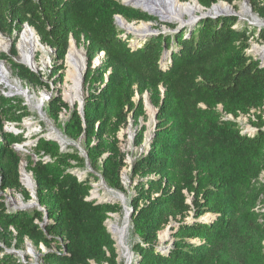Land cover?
<instances>
[{
    "label": "trees",
    "instance_id": "trees-1",
    "mask_svg": "<svg viewBox=\"0 0 264 264\" xmlns=\"http://www.w3.org/2000/svg\"><path fill=\"white\" fill-rule=\"evenodd\" d=\"M219 1L236 0H199L206 8ZM249 1L264 20V0ZM117 15L129 22L159 21L121 0H0V33L16 41L26 23L34 27L54 51V75L64 69L72 38L84 40L89 58L83 114L77 105L60 123L68 104L55 98L47 107L69 138H85L86 156L39 137L28 169L48 220L42 225L45 212L37 207L9 210L1 197L0 264H28L7 250L23 248L27 238L37 246L57 245L58 251L44 256L49 264H126L106 225L109 213L121 207L87 196L98 172L111 189L124 191L127 154L118 134L130 117L138 121L145 115L147 92L159 109L158 124L148 152L131 166L133 175L145 178L129 198L138 255L131 264H264V59L248 53L252 39L264 41V27L220 15L179 32L137 37L134 45L136 35L120 28ZM99 53L102 62L92 68ZM13 65L24 79L43 83L45 74ZM252 110L255 133L243 131L237 120ZM31 115L22 98L0 96L1 191L22 186V157L14 145L25 140L4 132V121ZM143 142L141 134L136 144ZM77 168L86 171L85 178L73 172ZM24 197L31 198L26 191ZM173 222V240L160 247L159 233Z\"/></svg>",
    "mask_w": 264,
    "mask_h": 264
},
{
    "label": "rangeland",
    "instance_id": "rangeland-1",
    "mask_svg": "<svg viewBox=\"0 0 264 264\" xmlns=\"http://www.w3.org/2000/svg\"><path fill=\"white\" fill-rule=\"evenodd\" d=\"M227 4L231 5L234 12L237 14V16L240 18V22L247 21L249 24H251V27H264V20L260 18L252 9L251 4H245L244 0H236L233 4H230L227 2ZM251 7V11L249 8ZM205 11V9H204ZM233 12L230 9L223 11V13H230ZM250 12V13H249ZM202 12H196L194 16H190L187 14L185 16L184 21L189 20V17H195L200 15ZM251 14V15H250ZM256 17H254V16ZM182 19H176L173 21H163L160 20L158 22H152L151 26L149 27L151 32L154 35V30H157V33H172L169 29H171L166 23H174L176 25L179 24L178 21H181ZM135 24H141L140 22L134 21ZM243 23L237 24V26L241 27ZM25 27V26H24ZM24 27L22 31L24 30ZM185 27V26H184ZM120 28L124 29L122 26ZM125 30V29H124ZM21 31V33H22ZM35 32V31H34ZM21 33L18 35L17 40L15 41V37L4 35L0 33V37L6 39L11 43L8 50H2L0 51V61H4L6 63V66L9 71V78L10 83L15 84L16 81L21 82V85L24 89H27L32 95L33 102L30 103V101L27 99L25 95H22L15 91V89L12 88L11 85L6 84L0 80V96L4 95L9 98H22L24 100V103L29 107L30 111L32 112L31 116L24 117L22 120H5L4 121V132L13 133L14 135L23 134L25 137V140L18 144H23L24 142L29 143L28 146H25V148L28 150L26 153H20L22 160L21 162L26 163V168L28 172H32L28 169V166L30 165L29 157L35 158L34 155V148L36 146V143L39 139V137L43 136L49 139L56 140L60 143L61 148L66 151L68 148L75 147L77 148L83 156H86V151L84 148V142L85 138H80L79 140H72L69 138L63 128L59 126V122L62 123L63 121H66L69 117V113L71 109H74L75 106L82 105L80 103L72 104L70 102H66L64 100V86L66 83V74H67V63L66 60L64 62V69L60 72L54 75L52 71H54V64H53V57H54V51L52 48H50L48 45H45V50H41L37 53V63L38 66L33 69L35 72H41L43 75V83L42 84H36L34 82H31L27 79H24L19 71L14 67L13 63L19 62L20 60V50H19V39L21 36ZM35 34L40 37L37 32ZM130 34V33H129ZM142 34V33H141ZM139 33V35H141ZM159 34V35H160ZM134 35V34H131ZM259 34H257L258 37ZM142 36V35H141ZM144 37H141L138 39H142ZM41 39V38H40ZM77 43L79 49H82L85 53L86 57V73L84 78V102L83 107L85 104V97L88 94V88H89V81L86 80L88 69H89V58H88V52L85 49L84 46V40L81 42H78L75 38H72ZM15 42V45H14ZM71 42V40H70ZM132 44H138L137 43V36H134L133 39H131ZM255 47H264V41L258 37V40L252 39L251 41V47L248 49V53L255 56L256 58H259V54H256L253 49ZM13 49H15V52H13ZM4 53L6 55H9L10 58H2L1 54ZM263 54V53H262ZM104 54L99 53L96 54L93 62H92V68H97L99 64L102 62ZM23 64V63H21ZM29 67V66H28ZM44 98V101H42L41 107L37 106L38 101L42 100L41 98ZM59 99L65 103L68 104V109H64L61 113L59 122L54 120L48 115L47 107L48 104L52 101V99ZM139 97L136 96L134 99L137 100ZM151 99V98H150ZM145 103V102H144ZM220 109L222 110V106H220ZM228 117L233 118L231 114L228 115ZM240 123V126L243 128V131L255 133L257 131V127L253 124V121H256V118L254 116V110H252L250 113L247 114H240L238 119ZM54 133H53V132ZM53 134H52V133ZM143 134L144 136V142L140 145L136 144L137 138ZM153 134H154V120H153V111H150L147 106H145V115L142 116L138 121H135L133 117H130L129 124L127 127L123 128L119 134V145L123 152L127 154L126 162L127 165L123 168L121 172L122 177V184L124 187V191H119L123 194V197L119 194H117L114 191L110 190V187L107 185L101 174L98 172L97 175L99 176L98 180L93 181V191L97 192L99 195V199L96 198V200H106L107 198L113 197L109 203L115 204L117 206H120L121 209L117 212H110V217L106 220V225L108 227L109 232L112 234L113 239L116 242V248L118 251V259L126 261V264H131L132 262H135L137 259V254L134 252L132 246H133V237L131 235V217L130 219V226L128 228V232L125 234V242L124 244L120 245L118 242V239L115 236L114 231L111 227V222L117 224L118 227L123 228L126 224V220L128 219L129 212H133L134 208L132 207L131 202L129 201V198L132 196L137 195V189L142 185L143 180H145L144 177L141 175H133L131 173V166L136 159V157L140 156L142 154V151L149 150L151 146V142L153 141ZM0 139H3L5 137H2L3 135L0 134ZM63 142H62V141ZM94 140L97 141V139L94 137ZM90 165V164H89ZM78 171H85L82 168L75 169V172L78 174ZM93 170L91 168H88V172H92ZM34 180L35 177L32 175ZM261 180H264V172L260 176ZM36 181V180H35ZM22 186L19 189L14 190H6L1 191L0 190V198L4 197L5 202L7 203L9 210H16L17 205H15V202L8 197L11 195H15L16 197L21 194L22 200H24V203H29V201L32 199V195L29 189H27L23 183L21 182ZM29 192L30 199H26L24 197V192ZM2 192V193H1ZM104 196V197H103ZM113 200V201H112ZM38 201V197H37ZM14 203V204H12ZM35 208V206L31 208H27L26 210H31ZM114 215V216H113ZM131 215V214H130ZM113 216V217H112ZM45 217V216H44ZM48 220V215L46 216ZM123 226V227H122ZM176 226V223L173 222L172 225H169L166 229L161 231L159 233V246L160 247H167L173 240V227ZM167 233L165 238H162L161 234ZM16 234V232H15ZM31 241L30 239H26ZM197 241V240H194ZM32 242V241H31ZM33 249L34 253L29 251L28 245L25 241V244L23 248H7L8 252L14 253L17 256H20L22 260L28 264H49L45 261L44 256L50 252V251H58L57 245L55 243H52L50 246L45 245L44 243H41L39 246L35 245L33 242ZM127 246V247H126ZM93 264H99L97 262H93ZM108 264V263H105Z\"/></svg>",
    "mask_w": 264,
    "mask_h": 264
},
{
    "label": "bare ground",
    "instance_id": "bare-ground-1",
    "mask_svg": "<svg viewBox=\"0 0 264 264\" xmlns=\"http://www.w3.org/2000/svg\"><path fill=\"white\" fill-rule=\"evenodd\" d=\"M133 1H140V2L143 1L147 3V0L146 1L145 0H133ZM156 4H157L156 5L157 9L166 11L165 14H162V15H165L163 16V18L171 20V21L176 20V19H182L181 22H184L185 16L187 14H189L190 16H194L196 12L204 11V9H202L196 2L180 3L179 0H171L168 3L166 2L162 3L159 0L158 3ZM225 10H229L228 5L224 3H220L216 5L212 11H217V12L224 11L225 12ZM167 14L168 16H166ZM119 22L122 25V27H124L127 30L135 31L138 34L142 33L141 34L142 36L140 35L141 37H145V36H149L153 34L149 28L150 24L148 23L127 24L124 18L122 17L119 18ZM34 31L35 30H33L32 27L25 26L24 30L21 33L19 42H18L19 44L18 46L20 50V60L23 63L30 66L32 69H35L38 66V63L36 60L37 53L41 50H45L44 43H42L40 37H38ZM10 45L11 43L9 41L2 38V36L0 37V51L8 50ZM253 51L256 54H259L260 56H262L264 54V47H255ZM66 63H67V74H66V83L64 86V94H63L64 100L74 105L75 103H82L83 97H84L83 83H84V78H85L87 62H86L84 51L82 49H79L74 39H71L68 53L66 56ZM9 77H10L9 71L6 66V63L4 61H0V80L6 84L11 85L12 88L15 89L16 92L22 95H25L27 99L30 101V103H32L33 97L32 95H30L29 91L27 89H24L21 85V82L19 81H16L15 84H11ZM44 98L45 97L41 98L42 100L38 101L37 106L41 107V104H42V101H44ZM147 107L150 111H153L150 100L147 104ZM18 148L20 152L22 153L28 152V150L25 148V146L23 147V145H19ZM21 170H22V183L27 189L30 190L33 198L29 201V203H24V200H22L23 198L21 194H19L16 197L15 195L11 193L9 198L13 200L15 202V205H17L18 207L24 206L26 208H31L34 206V203L36 202V192H37L36 184L37 183L35 182L33 176L27 171L25 162H23ZM94 195L99 196L97 192H94ZM111 223H112L111 224L112 230L114 231L119 244L122 245L124 243L122 240L123 235H125L128 232V229L126 230V228L123 226H122L123 228H120L117 226V224L113 222ZM166 235L167 233L161 234L162 238H165ZM28 248L30 252L34 253V249L32 247L28 246Z\"/></svg>",
    "mask_w": 264,
    "mask_h": 264
},
{
    "label": "water",
    "instance_id": "water-1",
    "mask_svg": "<svg viewBox=\"0 0 264 264\" xmlns=\"http://www.w3.org/2000/svg\"><path fill=\"white\" fill-rule=\"evenodd\" d=\"M146 1V0H145ZM158 1L159 0H147V3L146 2H143V1H133V0H121V2L124 4V5H127V6H131V7H134V8H137V9H140V10H143V11H145V12H148L149 14H151V15H154V16H157V17H159V19L160 20H163V21H170V20H168V19H164L163 18V16H165V15H162V14H165V12L166 11H163V10H160V9H157V7H156V3H158ZM171 0H160V2H162V3H168V2H170ZM179 2L180 3H182V1H180L179 0ZM189 2H196V3H198V5L202 8V9H205V11H203L200 15H198V16H195V17H190V16H188L189 17V20H186V21H184V22H181V21H178L179 22V24L177 25V27L175 28V29H173V30H171V29H169L170 31H172V32H179L184 26H191L192 24H194L195 22H197L198 20H200V19H202V18H207V17H218V16H220V15H236L237 16V14L234 12V10H233V8H232V6L231 5H229V4H227V2H225V1H219L218 3H215V4H213L210 8H206L205 6H203L200 2H199V0H190V1H188V2H186V3H189ZM244 2L246 3V4H250V1L249 0H244ZM220 3H224V4H226V5H228V7H229V9L231 10V11H233V12H230V13H223V12H217V11H212L214 8H215V6L216 5H218V4H220ZM249 10L251 11V7L249 8ZM167 11H168V9H167ZM166 16H168V14L166 15ZM120 17H122V18H124L123 16H121V15H117L116 16V22H117V24L119 25V26H122L121 24H120V22H119V18ZM124 20L126 21V23L127 24H135V22H129L126 18H124ZM141 23H148V24H150V26H151V21H141ZM24 26H30L28 23H26ZM149 26V27H150ZM30 27H32V26H30ZM33 28V30H35V32H36V29L34 28V27H32ZM124 28V27H123ZM125 29V28H124ZM126 30V32L129 34H134V35H136L137 37H139V38H141V36L138 34V33H136L135 31H130V30H127V29H125ZM154 34H160V33H157V30L155 29L154 30ZM142 39H144V38H142ZM260 57H262L263 59H264V54L262 55V56H260ZM21 63H23L22 61H21ZM23 64H25V63H23ZM25 65H27V64H25ZM28 66V65H27ZM30 67V66H29ZM31 68V67H30ZM32 69V68H31ZM86 73V72H85ZM165 91V89H163V92ZM149 100H150V103H151V107H152V109H153V120H154V134H153V137L155 136V129H156V126H157V124H158V120H157V115H158V111H159V109L152 103V101H151V99H150V94L147 92V93H145V95H144V102H145V106H147V104H148V102H149ZM83 102H84V99H83V101H82V103H80V104H82V105H79L78 106V109H79V111H80V113L81 114H83V111H84V107H83ZM19 145H23V147L24 146H27V145H29V143H26V142H24L23 144H18V143H16L15 145H14V148L18 151V152H20V150H19V148H18V146ZM22 164H23V162H21L20 163V174H21V178H20V180H21V182H22V170H21V167H22ZM87 171H88V169H87ZM31 175H33V172H29ZM82 173V172H81ZM81 173H80V175H81ZM80 175H78L79 177H81ZM36 182V181H35ZM110 190L111 191H114V192H116L117 194H119V195H121L122 197H123V194L121 193V192H119V191H116V190H114V189H111L110 188ZM2 193V192H1ZM32 195V194H31ZM9 198V197H8ZM33 198V197H32ZM113 197H110V198H107L106 200H98L97 202H110L111 201V199H112ZM10 199V198H9ZM34 206L35 207H37V208H39L40 210H42L43 212H45V217H44V222L42 223V225H45V223L47 222V218H46V216H47V211H46V208L45 207H43L41 204H40V202L39 201H37V192H36V202L34 203ZM17 209H20V210H24V209H27L26 207H24V206H17L16 207ZM130 214H132V212L130 213L129 212V216H128V219L126 220V224L124 225V227L126 228V230L129 228V226H130V217H131V215ZM125 235H123V238H122V240H123V242H125V237H124ZM26 243H27V245L28 246H30V247H32L33 248V244H32V242L31 241H29V240H26ZM124 244V243H123ZM127 247V246H126Z\"/></svg>",
    "mask_w": 264,
    "mask_h": 264
},
{
    "label": "built area",
    "instance_id": "built-area-1",
    "mask_svg": "<svg viewBox=\"0 0 264 264\" xmlns=\"http://www.w3.org/2000/svg\"><path fill=\"white\" fill-rule=\"evenodd\" d=\"M259 56H260V55H259ZM143 152L147 153L148 150H144V151H142V153H143ZM73 172H75V170H74ZM81 172H82V173H81ZM75 173H76V172H75ZM80 173H81V175H80ZM76 174H77V173H76ZM77 175H80L81 178H85V177H86V171H78V174H77ZM94 192H95V191H93V189H92L90 195L87 196V199H90V200H91V199H95V200H96V198L99 199L98 196L94 195ZM96 201H98V200H96Z\"/></svg>",
    "mask_w": 264,
    "mask_h": 264
}]
</instances>
